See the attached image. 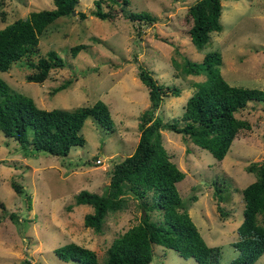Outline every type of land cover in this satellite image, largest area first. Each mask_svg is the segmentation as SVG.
Masks as SVG:
<instances>
[{
    "label": "rangeland",
    "instance_id": "obj_1",
    "mask_svg": "<svg viewBox=\"0 0 264 264\" xmlns=\"http://www.w3.org/2000/svg\"><path fill=\"white\" fill-rule=\"evenodd\" d=\"M195 1L130 0L127 9L156 16L147 22L126 18L120 5L108 6L107 0L102 5L115 15L102 19L91 13L94 0H78L71 14L56 18L39 35L37 50L0 71L10 90L32 97L40 107L74 109L101 99L114 121L109 130L88 116L81 128L85 143L72 146L64 156L22 146L0 130V264H80L62 260L54 252L70 240L94 249L103 264L111 239L139 221L142 208L130 199L127 208L110 212L103 229L94 231L83 224L84 214L92 207L74 199L83 188L102 192L114 163L135 149L140 115L150 104L148 87L137 75L138 64L158 82L180 88L179 95L168 91L162 97L155 111L162 121L181 116L193 91L192 81L204 78L203 74L182 76L172 58L183 65L185 56L198 60L207 51H220V72L229 83L264 89V0H221L223 28L212 31L202 47L188 33L192 24L188 7ZM52 7L53 0H0V27L31 10ZM77 43L85 46L73 56L70 47ZM49 49L58 51L65 65L53 67L42 82L27 80L35 71L28 62ZM67 78L72 79L69 86L51 93L53 86ZM236 115L249 120L250 128L238 131L220 160L184 133L161 128L164 147L185 172L177 182L182 201L206 242L221 249L217 264H228L238 255L233 242L243 219L241 189L257 178L246 167L264 161V100L249 101ZM98 156L101 163L95 162ZM12 181L22 185L20 192ZM215 187L222 191L216 193ZM192 194L197 195L194 201ZM148 264L199 263L176 249L155 244ZM252 264H264V252Z\"/></svg>",
    "mask_w": 264,
    "mask_h": 264
},
{
    "label": "trees",
    "instance_id": "obj_2",
    "mask_svg": "<svg viewBox=\"0 0 264 264\" xmlns=\"http://www.w3.org/2000/svg\"><path fill=\"white\" fill-rule=\"evenodd\" d=\"M53 2L52 8L31 10L26 16L0 27V71L8 70L16 60L37 50L39 35L56 18L71 14L78 0ZM129 2L107 0L106 4L120 5L126 18L132 21H155L156 16L146 10L127 9ZM102 3L103 0H94L95 8L91 13L102 19H112L115 13L110 8L105 9ZM222 8L221 0H196L189 5L188 18L192 19V24L188 33L198 47L209 41L212 31L223 28L220 20ZM77 13L86 16L83 11ZM84 46V43L72 45L71 55L75 56ZM65 63L58 51L49 49L36 61L28 62L35 71L26 79L42 82L53 67H63ZM172 63L180 69L182 76L204 75L203 79L192 81L193 91L186 99L181 116L162 121L155 115L168 91L174 95L181 91L174 84L158 82L149 69L138 64L137 75L148 87L150 104L140 115V134L135 149L114 163L109 182L102 192L83 188L75 194L76 203H87L92 207L83 216L84 226L97 232L103 229L107 215L127 208L130 199L142 208L139 221L111 239L103 264H148L155 244L176 249L180 255L193 257L199 264H217L220 259V247L206 242L189 214L187 204L182 201L177 182L185 172L164 147L161 128L184 133L220 160L228 152L238 131L250 128L249 120L238 117L236 112L244 109L249 101L264 100V89L229 83L220 72L222 55L217 50L207 51L198 60L185 56L183 65H179L176 58H172ZM71 82L72 79L67 78L50 91L55 93ZM88 116H93L102 127L113 130L109 107L101 99L74 109H46L38 106L32 97L10 90L0 76V130L13 136L22 146L64 156L72 146L85 143L81 128ZM246 170L255 172L257 178L241 189L243 219L237 227L238 238L233 242L239 252L228 264H252L264 252V161L250 163ZM11 184L16 191L22 190L18 182L12 181ZM221 191L215 187L216 193ZM196 199L197 195L192 194L191 200ZM155 212L158 214L156 218ZM10 216L17 218L12 211ZM54 252L65 261L102 264L94 249L75 240L55 247Z\"/></svg>",
    "mask_w": 264,
    "mask_h": 264
},
{
    "label": "built area",
    "instance_id": "obj_3",
    "mask_svg": "<svg viewBox=\"0 0 264 264\" xmlns=\"http://www.w3.org/2000/svg\"><path fill=\"white\" fill-rule=\"evenodd\" d=\"M97 163H101V161H102V158L100 157V156H98L97 158H96V160H95Z\"/></svg>",
    "mask_w": 264,
    "mask_h": 264
}]
</instances>
